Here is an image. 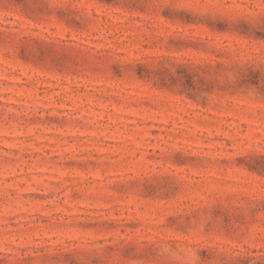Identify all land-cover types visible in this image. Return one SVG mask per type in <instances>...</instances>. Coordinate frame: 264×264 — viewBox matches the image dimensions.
<instances>
[{
  "label": "rangeland",
  "instance_id": "374dc122",
  "mask_svg": "<svg viewBox=\"0 0 264 264\" xmlns=\"http://www.w3.org/2000/svg\"><path fill=\"white\" fill-rule=\"evenodd\" d=\"M0 264H264V0H0Z\"/></svg>",
  "mask_w": 264,
  "mask_h": 264
}]
</instances>
